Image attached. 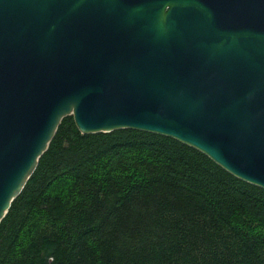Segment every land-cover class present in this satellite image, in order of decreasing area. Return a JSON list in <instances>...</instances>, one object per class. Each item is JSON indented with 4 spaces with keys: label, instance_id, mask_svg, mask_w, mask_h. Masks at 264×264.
Listing matches in <instances>:
<instances>
[{
    "label": "water",
    "instance_id": "95a60500",
    "mask_svg": "<svg viewBox=\"0 0 264 264\" xmlns=\"http://www.w3.org/2000/svg\"><path fill=\"white\" fill-rule=\"evenodd\" d=\"M66 116L264 189V0H0V221Z\"/></svg>",
    "mask_w": 264,
    "mask_h": 264
},
{
    "label": "trees",
    "instance_id": "16d2710c",
    "mask_svg": "<svg viewBox=\"0 0 264 264\" xmlns=\"http://www.w3.org/2000/svg\"><path fill=\"white\" fill-rule=\"evenodd\" d=\"M0 264H264V189L171 137L66 116L0 221Z\"/></svg>",
    "mask_w": 264,
    "mask_h": 264
}]
</instances>
